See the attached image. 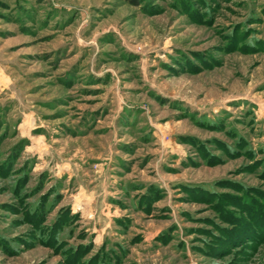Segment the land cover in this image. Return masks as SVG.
<instances>
[{
  "label": "rangeland",
  "instance_id": "1",
  "mask_svg": "<svg viewBox=\"0 0 264 264\" xmlns=\"http://www.w3.org/2000/svg\"><path fill=\"white\" fill-rule=\"evenodd\" d=\"M0 264H264V0H0Z\"/></svg>",
  "mask_w": 264,
  "mask_h": 264
},
{
  "label": "trees",
  "instance_id": "2",
  "mask_svg": "<svg viewBox=\"0 0 264 264\" xmlns=\"http://www.w3.org/2000/svg\"><path fill=\"white\" fill-rule=\"evenodd\" d=\"M137 1H138V0H132V2H135V3H137Z\"/></svg>",
  "mask_w": 264,
  "mask_h": 264
}]
</instances>
